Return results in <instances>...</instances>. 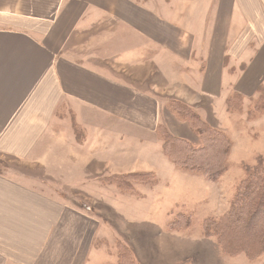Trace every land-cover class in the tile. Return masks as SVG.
<instances>
[{
  "label": "crops",
  "instance_id": "0c3cea01",
  "mask_svg": "<svg viewBox=\"0 0 264 264\" xmlns=\"http://www.w3.org/2000/svg\"><path fill=\"white\" fill-rule=\"evenodd\" d=\"M260 88L264 0H0V264H115L106 215L124 195L136 214L154 207L148 182L125 191L112 176L153 174L164 191L182 177L175 205L209 203L195 189L208 181L161 153L158 128L184 138L179 101L228 134L227 100ZM155 233L198 264H234L212 239L148 225L121 242L139 264L176 263L152 260Z\"/></svg>",
  "mask_w": 264,
  "mask_h": 264
},
{
  "label": "trees",
  "instance_id": "16d2710c",
  "mask_svg": "<svg viewBox=\"0 0 264 264\" xmlns=\"http://www.w3.org/2000/svg\"><path fill=\"white\" fill-rule=\"evenodd\" d=\"M251 101L248 115L264 111V88ZM244 98L233 94L226 102L229 113H243ZM170 110L182 121L188 122L198 143L178 138L167 128L159 126L163 154L177 167L201 175L209 181H219L230 169L233 141L227 133L211 127L195 109L171 101ZM107 181L125 191L134 190V182H156L153 174H128L112 176ZM193 225L192 217L179 213L170 222L172 231L188 230ZM206 237H216L224 253L230 256L244 255L255 260L264 253V157L254 166H245V177L237 186L230 209L220 219H208L204 223ZM244 237H247L244 238ZM115 264H138L133 251L123 242H117Z\"/></svg>",
  "mask_w": 264,
  "mask_h": 264
},
{
  "label": "rangeland",
  "instance_id": "374dc122",
  "mask_svg": "<svg viewBox=\"0 0 264 264\" xmlns=\"http://www.w3.org/2000/svg\"><path fill=\"white\" fill-rule=\"evenodd\" d=\"M250 105L251 101L244 100L243 113H231L233 116L230 118L232 125L231 129L228 131V134L232 137L231 139L233 141V148L231 150L233 158L232 160L230 158L231 169L217 182H212L205 178L209 183L203 182L201 184H196L195 189H200L203 193L209 195V203L205 202L204 205L199 206L195 199L186 197L184 199L185 205L174 204V202L183 195L177 193L176 190L179 188H185V186H188L189 184L185 178L177 176L172 177L171 179L173 180V183L171 184L170 191H164V187L168 188V186H164V184L155 182L151 185L149 181L146 183L148 188H146L145 193L142 194H144L143 198H147L148 202H152L153 204L154 210L152 211V215H139L135 213L137 210H130L139 208L141 203L138 202L132 194L124 195V198L127 199L126 201H123V199L120 198V211L113 212L112 216L106 215L107 222L112 225V233L107 236V245L110 246L111 253L116 251V241H124L125 236L130 233L132 228L142 224L148 225L152 228L155 227V229L159 230L166 229L170 233L179 234L189 238L212 239L213 245H217L219 252L222 254L221 256H223V259L220 260L234 258V264H264V253H261L255 260H249L244 255L230 256L224 253L216 237H206L204 233V223L206 220H218L222 218L230 209L232 199L236 194L237 186L245 177V166L247 165L252 167L257 163L260 157H264V111L255 112L249 116L248 112L251 108ZM179 122L180 126L184 128L181 131L184 136L181 137H184L183 139L188 141H195L196 137L191 131L188 123L182 120H179ZM233 130H235L238 136L233 132ZM160 141L162 143V140ZM243 160H247L248 162H242ZM157 188L161 189L155 192L154 190ZM99 209L100 213L103 214L105 212L101 208ZM179 213L191 216L193 225L188 230L172 231L169 228V224ZM244 238L247 239V237ZM154 241L156 242L157 248L153 250V261L165 260L166 262H171L177 259L178 261L174 264H198V260L200 258L196 252L192 256L188 257L187 255L190 253L188 249L186 250L188 252L186 255L184 253V249L177 250L175 248L173 250L170 247L165 248L163 247L164 245H160L159 242H162V238L156 233ZM161 254H163V257ZM106 258L107 259L102 258V264H107V261L110 260L108 257ZM223 264L225 263L223 262Z\"/></svg>",
  "mask_w": 264,
  "mask_h": 264
}]
</instances>
